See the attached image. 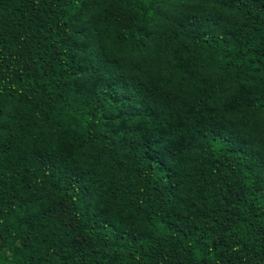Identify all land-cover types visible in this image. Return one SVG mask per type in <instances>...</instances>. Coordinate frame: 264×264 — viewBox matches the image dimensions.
Segmentation results:
<instances>
[{
	"label": "trees",
	"instance_id": "1",
	"mask_svg": "<svg viewBox=\"0 0 264 264\" xmlns=\"http://www.w3.org/2000/svg\"><path fill=\"white\" fill-rule=\"evenodd\" d=\"M0 264H264V0H0Z\"/></svg>",
	"mask_w": 264,
	"mask_h": 264
}]
</instances>
